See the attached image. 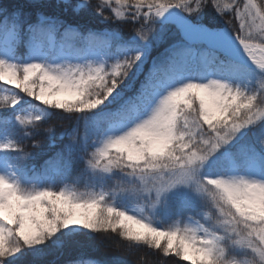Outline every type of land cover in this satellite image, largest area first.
<instances>
[{"label": "snow or ice", "instance_id": "6c2138e0", "mask_svg": "<svg viewBox=\"0 0 264 264\" xmlns=\"http://www.w3.org/2000/svg\"><path fill=\"white\" fill-rule=\"evenodd\" d=\"M99 233L154 264H264V0L0 3V264Z\"/></svg>", "mask_w": 264, "mask_h": 264}, {"label": "trees", "instance_id": "16d2710c", "mask_svg": "<svg viewBox=\"0 0 264 264\" xmlns=\"http://www.w3.org/2000/svg\"><path fill=\"white\" fill-rule=\"evenodd\" d=\"M26 2L27 0H0V3H7L9 5L22 4ZM46 2H53V0H46ZM92 2H95V0H92ZM45 11L51 12L52 10L45 9ZM74 123V118L66 115L63 119H61L59 116H52L47 120L46 123L42 124L40 128V134L33 137V139L40 141L39 147L33 148L31 139L27 140L26 143L23 144L25 151L32 153L34 156L33 159L27 161L28 166L39 169L49 156L58 151L63 143L67 142V138H65L63 141L57 140L56 146L50 148L48 135L45 132L47 128H54L55 134L57 137H59L64 129H72ZM78 132L81 136L85 134V130L82 125L79 127ZM80 167L81 166L78 165L73 170L72 175L68 178L67 183H74L76 187L79 188V190L84 191L88 183V177L86 175H81ZM117 180V178H113V180L107 181L105 187L110 188L114 183L117 182ZM129 201L130 199L115 202L124 203L129 206ZM104 236L109 237V239L106 241L108 247H97L95 237L79 236L78 239L85 242L83 245H78L74 241L69 240L62 249L64 253L63 255L60 254V251H55L52 255L47 257V260L50 262V264H67L69 260L89 258L93 260L97 259L101 261L102 264H154V261L157 259L148 253L146 248L133 249L129 251L126 243L122 239L112 236L111 233H99L97 235V239H101ZM181 264L184 263L181 262Z\"/></svg>", "mask_w": 264, "mask_h": 264}, {"label": "rangeland", "instance_id": "374dc122", "mask_svg": "<svg viewBox=\"0 0 264 264\" xmlns=\"http://www.w3.org/2000/svg\"><path fill=\"white\" fill-rule=\"evenodd\" d=\"M115 178H117V179H119V176L117 175V177H115ZM130 204H129V207H136L137 206V204H136V202L134 201V200H131L130 199ZM184 263V262H183Z\"/></svg>", "mask_w": 264, "mask_h": 264}]
</instances>
